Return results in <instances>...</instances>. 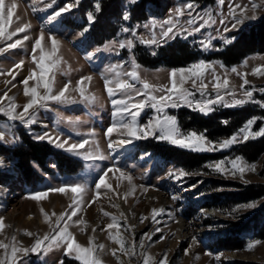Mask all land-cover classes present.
I'll list each match as a JSON object with an SVG mask.
<instances>
[{"label": "rangeland", "instance_id": "374dc122", "mask_svg": "<svg viewBox=\"0 0 264 264\" xmlns=\"http://www.w3.org/2000/svg\"><path fill=\"white\" fill-rule=\"evenodd\" d=\"M110 1L100 0L102 11L96 13L93 0H79L78 5L73 4L69 12L53 20L49 14L56 8L72 3V0H56L52 8L48 7L52 0H5L6 5L17 3V10L8 30L14 31L25 24H30L31 27L26 33H18L13 38L22 39L24 35H28L29 40L24 41L23 48L10 49L7 53L0 54V70L3 71L0 74V97L7 92L9 97L15 98L18 106L16 111H23V105L30 98L23 95V85L20 82L32 71L39 72V66L33 61L32 55L35 54L38 59L42 54L39 49L34 48L40 32L44 33L42 46L46 50L51 47L52 36L60 42L57 55L62 62L58 70H53L55 90L58 91L69 81L71 88H75L80 78L91 76L93 79L88 82L87 94L97 97L96 103L82 102L78 92L72 91L70 95L76 98L77 104L65 106L50 101L47 110H38L36 122L30 126H21V122L11 121L0 113V130L5 131L3 144L7 145L0 146V161L3 162L0 163V218L5 223L4 229L0 231V241L10 245L9 257L14 237L17 248L29 249L27 254L17 252L16 264H60L61 260L63 264H81L74 258L75 254L72 257L65 255V247L49 248L46 254L43 249L40 254L30 251L37 238L54 234L53 227L57 217L72 211L73 198L76 197L82 200V211L73 217V221L83 219L86 224L69 222V231L82 247H94L96 250L93 256L102 264H144L147 257H151V264H161L165 255L167 264H264V136L214 152L190 151L154 137L134 140L113 152L108 148L105 136L106 128L114 119L105 78L115 79L111 69L117 65V70L121 73L132 71L133 60L139 65L135 69L139 80L132 81L127 75L120 78L136 87H142L144 80L156 86H170L172 69L189 67L193 62L204 60L215 66L216 73L222 79L229 80V88L235 89L237 99L244 98V90L255 87L254 99L264 102V93L259 91L264 88V76L253 74L258 67L264 69V7L253 10V0H225L222 8L218 0H192L196 6L193 15L202 10L211 12L217 23L195 36H177L166 42L161 41L156 46L141 43V38L145 41L152 38V21L159 24L170 16L175 17L186 0H147L143 3L139 0L135 5L129 0ZM230 2L239 3L242 7L248 5L245 22L231 32H216L215 29L224 27L219 23L220 16L217 13L222 10L227 15ZM255 2L264 4V0ZM104 3L109 4L106 10L103 8ZM89 11L95 15V23L89 31L83 32L88 23L85 14ZM125 12L131 13L130 21L122 20ZM252 16L257 18L250 21L248 17ZM188 18L187 11L179 17L185 27H188ZM145 24L149 27L145 28ZM125 27L134 28L136 35L125 33ZM209 33L217 37L213 41L214 47L223 49L222 51L202 49L199 41ZM256 34L259 35L257 39L254 38ZM155 35L159 38V27L155 29ZM221 35L235 37V42L225 45L219 38ZM128 41L132 42L133 47H120L121 43L127 45ZM4 46L0 44V47ZM170 56H173L174 61L169 59ZM21 60L24 62L22 68L13 71L15 63ZM245 61L246 64L243 63ZM221 63L224 67H221ZM232 67L237 68L236 73L231 72ZM9 71L16 76L12 84L7 83L12 80V76L7 74ZM244 78H247L249 84L241 88ZM212 79L209 71L206 73L205 83H208V93L214 97L213 84L209 83ZM34 83L29 82L30 86H34ZM185 87L193 90L191 81ZM40 91L43 94L44 90ZM196 97L199 98V93ZM143 98L141 96L136 99ZM225 99L230 101L231 96L226 95ZM7 105L6 98L0 99V107ZM166 111L177 119L183 132L203 133L209 141L215 143L229 139L249 118L264 117V109L254 103L235 107L215 105L214 111L209 114L186 106ZM155 115L153 109L145 108L138 119L143 125ZM77 117L82 121L80 125L73 128L67 124L68 118ZM260 125L261 121L257 119L252 130L257 131ZM68 131H78L84 135L94 131L95 136L89 139L98 142L100 151L107 158L84 161L47 141L34 138L48 132L53 137L65 139ZM78 139L79 137L73 136L69 142H77ZM113 139H118V136L113 134ZM30 143L47 145L51 155L43 162L29 158L22 163L16 152L29 150ZM91 147L94 148L95 145ZM237 157L243 158L244 163L249 166L254 165L255 170L246 171L241 177L239 174H221L207 167L209 163L220 160L227 162ZM21 164L30 170L29 180L25 178ZM107 168L113 169L106 177V182L112 185V189L102 188L101 195L96 197L94 185L97 177ZM116 168L130 175L132 180L128 181L119 172H115ZM179 171H185L188 175L180 180L170 175ZM65 181L87 184L88 190L82 196H77L70 189L66 193L50 191L64 186ZM171 181H175V185L184 184L180 187L184 191L189 189L193 192L192 189H197L198 192L194 194L195 197L185 198ZM46 190V198L39 201L29 198L32 194ZM151 192L157 195L149 202L148 194ZM204 200L209 202L203 204ZM190 204L194 205L188 206ZM248 204H255L256 207L248 208ZM204 208L212 211L208 215L204 214L201 219L199 212ZM41 209L49 214V221L45 220ZM154 209L164 211L153 219ZM104 213L109 215L105 216ZM112 217L117 218L119 235L125 241V248L130 250L135 243V255L121 252L120 245L110 239V236L117 234V229L107 228L113 222ZM181 224H187L190 230H180ZM202 226L210 229L205 230L210 239L217 236L218 230H221L219 234L225 233V236H218L212 244L203 245L194 232ZM28 232L33 235H27ZM189 232L190 235H187ZM146 233L151 237L150 240L145 236ZM142 240L144 247L140 248ZM255 241L260 243L254 244ZM100 244L104 245L103 250L99 249ZM249 244L254 246L249 248ZM193 246H200L203 258L194 257ZM113 249L116 250L115 255L112 254ZM4 255L5 250L0 248V259ZM217 255L223 256L217 260Z\"/></svg>", "mask_w": 264, "mask_h": 264}, {"label": "snow or ice", "instance_id": "6c2138e0", "mask_svg": "<svg viewBox=\"0 0 264 264\" xmlns=\"http://www.w3.org/2000/svg\"><path fill=\"white\" fill-rule=\"evenodd\" d=\"M132 5H135L139 0H129ZM56 0H52V3L48 5L49 8H52L55 5ZM79 0H72V3L65 5L64 7L56 8L51 12L50 18L56 20L60 18L64 13L69 12L73 4L78 5ZM225 0H218V4L221 6L224 5ZM251 7L253 10L257 8L264 7V4H257L253 0ZM7 8V11L5 10ZM93 8L96 13L102 11V6L100 0H93ZM248 9V5L243 7L239 3L230 2L228 5L227 15L221 10L217 14L220 16L219 23L224 25L222 29H215L219 33H228L238 28L245 22V13ZM17 3L13 2L10 5L5 4V0H0V44H4V47H0V54L7 53L10 49L14 50L17 48H23L24 41L29 40L28 35H24L22 39H13L18 35V33H26L31 25L25 24L22 27H18L14 31H9V25L12 23V17L16 13ZM239 10V14H238ZM187 11L188 19L186 24L188 27H185L184 24L180 22L179 17L183 16ZM193 12H196V6L192 0H186L183 8L178 9L175 17L170 16L169 18L164 19L161 23L157 24L155 20L151 23V29L153 30L152 38L150 40H143L141 38V43L148 45L159 46L161 41H167L168 39H173L177 36L192 37L195 34L202 32V30L207 28H212L213 25L217 23L211 12L202 10V12L196 13L193 15ZM87 25L82 30L87 32L91 29V26L95 23V15L93 12L89 11L86 14ZM122 20L127 22L131 20V13L125 12L122 14ZM257 17L252 16L248 19L255 20ZM203 21L202 23H200ZM229 21L231 22V27H229ZM198 25V26H196ZM145 28H148L149 25L145 24ZM159 27L160 35L159 38L155 35V29ZM125 33L131 32L133 36L136 35V30L125 27L123 29ZM223 40L225 45H231L235 42V37L223 36L219 37ZM45 39L44 33L40 32L39 38L35 40L34 48L39 49L42 53L39 58L32 55L33 61H35L39 66V72L32 71L30 75L22 79L20 83L23 85V95L29 97L27 103L23 105V111L17 112V104L14 97H9L7 92L3 94V97L0 99L6 98L8 100V105L6 107H0V113L6 115L11 121L21 122V126H30L35 123V117L38 114V110L44 109L47 110L49 107L48 102H55L58 105L71 106L77 104L75 97L70 95V92H78L80 100L82 102L96 103L97 97L95 95L87 94V85L88 82H91L93 79L91 76H83L77 83L75 88H71V81L62 85V87L57 91L55 90V75L53 70H58L61 65V58L57 55L59 51V41L55 36L51 37V47L46 50L42 43ZM217 39L212 33H209L204 39L200 40L199 43L202 46L204 51L209 49L222 51L223 49H217L214 47L213 41ZM12 41L11 43H7ZM133 47L131 41H128L127 45L124 43L120 44L121 48ZM153 54H155L153 52ZM23 61L15 63V69H20L23 66ZM246 64V61L243 62ZM133 70L127 73H121L116 68H112L111 71L115 74V79L105 78V86L108 97L110 98V103L113 111V117L110 126L105 130V136L108 141V148L115 152L116 149L122 148L126 145L133 143L134 140L147 139L149 137H154L161 142H170L174 146L181 147L186 150L196 151V152H214L224 149H229L231 146L237 143L247 142L249 139H255L258 137L264 136V117H252L249 118L242 127L239 128L237 132L231 135L229 139H225L222 142L215 143L209 141L205 134H198L196 131L183 132L178 125L177 119L169 115L166 111L167 109H178L180 107H188L190 109L198 110L200 113L209 114L214 111L215 105H221L222 107H235L244 105L247 103L257 104L259 107L264 109V102L254 99L255 87L252 89L244 90L242 99L236 98L235 89L229 88V80L227 78H221L215 71V66L211 62H206L200 60L199 62H193L189 67H181L172 69L170 71V86H156L149 83L147 80L142 81V87H136L133 83L128 82L127 80L121 79L122 75H127L131 77L132 81L139 80L138 72L135 70L139 67L132 61ZM221 67L224 65L221 63ZM211 72L213 77L212 81L209 83L213 84L215 91V96H211L207 89L208 83H205L206 73ZM231 72L236 73L237 68L232 67ZM52 73V75H50ZM0 74H3V71L0 70ZM9 76H12V80L7 81L8 84H12V81L15 80L16 76L13 75L12 71L7 73ZM19 73H17L18 75ZM239 74V73H237ZM253 74L264 76V69L256 68L254 69ZM247 74H245L246 77ZM34 81V86H30L29 82ZM191 81L192 89L185 87V84ZM115 85L114 87L111 85ZM249 81L247 78H244L241 88H244L245 85H248ZM15 86V85H13ZM40 89H43V94H41ZM261 93H264V88L259 89ZM162 93L161 95H156L155 93ZM199 93V98L196 97V94ZM231 96V100H226L225 96ZM143 96V99L137 100V97ZM145 108H151L154 110L156 115L150 117L146 123L141 125L139 122V117L141 116ZM30 110H34L31 111ZM63 119V117H61ZM257 119L261 121V125L257 131H253V126L257 123ZM82 121L79 117L72 119H67V124L73 128L77 125H80ZM227 124V121H223ZM61 131H65L61 129ZM113 134L118 136V139H113ZM73 136L79 137L77 142L70 143L69 141L73 139ZM95 132H90L87 135L81 134L76 131H68L67 138L61 139L59 136L53 137L48 132H45L40 135H36L34 138L38 141H47L53 144L56 148L64 150L67 153L75 157H80L84 161H96L104 160L107 157L104 156L103 152L99 149V144L95 140L89 139V137H94ZM5 140V131L0 130V146L7 147L3 144ZM95 145V147H91ZM0 163H3L0 161ZM207 167L212 170L221 173V174H231L233 176L239 174L243 177L246 171H254V165H247L244 163L243 158L237 157L231 159L230 161L220 160L216 163H209ZM112 168H107L103 170L102 173L97 177V182L95 183V195L99 197L101 195L100 190L107 189L111 190L112 185L106 182V177L109 172H112ZM115 172H119L122 177L128 181L132 180L130 175H126L119 168L115 169ZM171 176H174L176 180H180L181 177L187 176L188 173L185 171H179L176 173H170ZM134 187V186H133ZM71 190L72 193L77 194V196H82L88 190V185L80 182L68 181L64 182V186H61L56 189H50V191H56L60 193H66L68 190ZM48 195V190L41 191L35 194H32L29 198L33 200H41L46 198ZM175 199V197H173ZM248 208L256 207L255 204L246 205ZM82 211V200L76 197L73 198L72 211L62 213L57 217L56 223L53 227L54 234H46L42 238H37L34 245L31 247L30 251L32 253L40 254L41 250L46 254L49 248H66L65 255L72 257L75 254V259L80 261L81 264H102L99 259L94 258L93 253L96 250L94 247H82L73 237V234L69 231L70 223L73 222L76 224H86L83 219L73 221V217L77 216L79 212ZM161 209L159 212L153 210L152 216L153 219L163 212ZM43 212L45 220L49 221L51 217L47 212ZM53 215H55L53 213ZM105 216L109 215L104 213ZM61 221H64L61 224ZM112 223L107 225L108 229H117V234L110 236L115 243L120 245L121 252H129L130 255H135V243L131 246V249L125 248V241L123 237L119 235V224L116 217H112ZM5 227L4 220L0 218V231ZM159 232L160 229H157ZM27 235L32 236L31 232H28ZM145 236L150 240L151 237L146 233ZM163 238V237H161ZM47 242V244H46ZM195 243V238L193 239ZM260 241H255L254 244H259ZM253 244H249V248L253 247ZM99 249L103 250L104 245H98ZM143 240L140 243V248H143ZM0 248L5 250V255L3 259H0V264H16L17 252H23L27 254L29 252L28 248H17L15 246V238L13 237L11 245V255L9 257L8 250L10 245L0 241ZM112 254H116V250H112ZM211 255V253H208ZM219 255L216 256V259L219 260ZM60 264H63V260L60 261ZM144 264H151V257H147L144 260ZM161 264H167L166 255L162 260Z\"/></svg>", "mask_w": 264, "mask_h": 264}, {"label": "bare ground", "instance_id": "6f19581e", "mask_svg": "<svg viewBox=\"0 0 264 264\" xmlns=\"http://www.w3.org/2000/svg\"><path fill=\"white\" fill-rule=\"evenodd\" d=\"M175 184H176V183H175ZM140 189H141V187H139V190H140ZM178 192H179V191H178ZM178 194H179V193H178ZM181 194H182L185 198H189V197L193 196V193H192L191 190H189V189H187L186 191H184V190L181 189ZM154 195H157V193H155V192H151V193L148 194L149 202H151V200L153 199ZM194 197H195V196H194ZM112 200H113V199L111 198V201H112ZM123 207H124V205L121 206V208H123ZM123 211H124V210H123ZM209 211H212V209H209V210L204 209L202 212H200V215H201L200 218L202 219V217H203L204 214H207V215L210 214ZM204 216H205V215H204ZM192 226H193V225H192ZM180 227H181L180 230H183V231H185V230H190V228L187 226V224H181ZM217 227H218V226H217ZM217 229H218V228H217ZM205 230H210V229H208V227H206V226H202V228L198 227V228H196V230H194V232H196L195 235H197L198 240H200V243L203 244V245L212 242V240H214V239H215L216 237H218V236H220V237H224V236H225V233L219 234V232H221V230H218V234H216L217 236H216L215 238L211 237V239H210V236L207 235V233L205 232ZM190 233H191V232L187 233V235H190ZM192 234H194V233H192ZM191 238H193V237H191ZM201 244H200V245H201ZM192 245H193V242H192ZM192 245H191V246H192ZM202 251H203V250H201L200 246H198V247H194V246H193L192 252L195 254V255H194L195 258H203V257H204V253H203ZM221 256H223V255H220V257H221Z\"/></svg>", "mask_w": 264, "mask_h": 264}, {"label": "trees", "instance_id": "16d2710c", "mask_svg": "<svg viewBox=\"0 0 264 264\" xmlns=\"http://www.w3.org/2000/svg\"><path fill=\"white\" fill-rule=\"evenodd\" d=\"M112 1L114 2L116 0H111L110 2H112ZM144 1H147V0H142V3ZM108 5L109 4L104 3L103 8H105V10H106ZM257 37H259L258 34H256L254 38L257 39ZM169 59L171 61H174L173 56H170ZM50 152H51L50 148L45 144L30 143L29 150H27V151H19L18 150L16 153H17V156L22 160V163H23L24 160L27 161L29 158H32V159L36 160L37 162H43L44 159L47 158V156L51 155ZM53 154H55V153H53ZM58 158L61 159V156H59ZM21 167H23V169H24L25 178L27 180H29L30 170L28 168H26L25 166H23V164H21Z\"/></svg>", "mask_w": 264, "mask_h": 264}]
</instances>
